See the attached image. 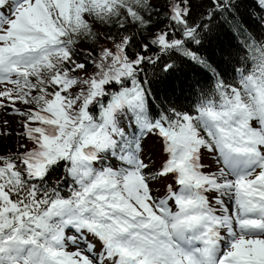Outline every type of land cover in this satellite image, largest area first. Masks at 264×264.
<instances>
[{"label":"snow or ice","instance_id":"6c2138e0","mask_svg":"<svg viewBox=\"0 0 264 264\" xmlns=\"http://www.w3.org/2000/svg\"><path fill=\"white\" fill-rule=\"evenodd\" d=\"M231 6L212 0L209 19ZM154 10L152 0H0V110L22 118L15 135L32 144L14 151L0 124V264H264V37L245 33L233 85L188 47L209 27L189 22L191 0H168L169 24L130 53L127 30L146 31ZM97 25L127 33L98 59L77 48L100 38ZM173 53L211 73L195 114L156 110L140 75ZM90 63L91 76L77 75ZM149 134L167 154L156 173L142 158ZM61 167L66 195L49 186ZM169 175L176 188L157 196L152 182Z\"/></svg>","mask_w":264,"mask_h":264},{"label":"trees","instance_id":"16d2710c","mask_svg":"<svg viewBox=\"0 0 264 264\" xmlns=\"http://www.w3.org/2000/svg\"><path fill=\"white\" fill-rule=\"evenodd\" d=\"M154 11L151 13L152 25L146 30L138 32L135 28H129L127 33L135 34L132 46L129 48L130 53L140 51V45L148 43L152 34L159 28H164L169 24L165 17L168 11V0H152ZM192 14L190 23L195 25L207 24L209 27L205 31L201 29L204 36L203 43L196 45L193 42L188 43L194 51L209 57L211 62L217 67V71L223 74L224 80L229 84H235L239 78V73L234 69L241 67L237 63V54L243 57L246 48L245 33H251L257 40L264 37V3L261 0H233V6L227 11L220 12L214 10V15L209 19L208 12L212 10V0H191ZM157 12L159 15H157ZM242 29V30H241ZM94 30L98 33L99 39L93 43L90 40H81L77 48L82 52H92L94 58L98 59L99 52L104 48H113L115 43L119 42V37L127 33H118L115 26L107 27L97 25ZM108 35L116 37V40L106 39ZM177 38L180 34L176 33ZM152 51L148 55H153L156 46L152 45ZM83 60L85 57L80 56ZM167 61L176 65L175 69L170 73L161 71L162 64ZM250 63V62H249ZM95 71L94 66L90 63L86 71H82V78H88ZM141 77L150 83L145 86L151 91V99L154 108L159 111L175 108L178 111H192L194 113V105L198 102L202 90L211 87L212 76L203 68L191 62L180 53H173L171 56H164L157 64H147L141 72ZM118 86L112 90H116ZM79 91V87H74L73 92ZM94 113L98 115V107L94 109ZM125 123H127L125 121ZM128 132H136L140 134L138 129L128 127ZM27 145L32 147L31 142L27 141ZM160 142L154 134H149L143 141V148L150 150L151 164L156 169L160 162L163 161L165 154L161 152ZM170 176V175H169ZM65 173L63 168L56 172L49 179V186H55L60 182L62 194H68L71 185L70 178L64 183ZM160 188L167 182L172 183L171 177H158ZM162 178V179H161Z\"/></svg>","mask_w":264,"mask_h":264},{"label":"rangeland","instance_id":"374dc122","mask_svg":"<svg viewBox=\"0 0 264 264\" xmlns=\"http://www.w3.org/2000/svg\"><path fill=\"white\" fill-rule=\"evenodd\" d=\"M4 11L7 12L8 9L5 8ZM78 74L81 76L82 75V71L78 72ZM72 91H73V89H72ZM20 106L22 107V105H20ZM7 112H8V109L0 110V124H2L5 119H7L9 121L8 127H9V129L12 130V132L14 134L10 138H4V144L5 145H11L12 149L15 151L16 150V145H17L18 142L26 144L27 140L20 141L19 137L15 135V133L21 131L22 118L19 117V116H15V115H6ZM159 142H160V140H159ZM159 145H160V149H161V142H160ZM27 146L29 148L31 147L29 145H27ZM164 154H165V157H164L163 161L167 157V154L166 153H164ZM142 158H144L146 162H149V160L151 159L150 150L149 149H145L144 148L143 157ZM215 160H216V157L213 154L209 153L206 149H202V162L204 164V170L205 171H216L220 167V165L215 163ZM162 162H160L158 164L159 166L156 169H154L152 167L151 170H152L153 173H156L160 169ZM168 177H171V180H172L171 184H173V188L175 189L176 185L173 183V177L172 176H168ZM158 181H159V178L157 177V179L152 182V188H153V190H154V192H155V194L157 196H163L164 194H166V185H168L170 183L167 182L166 185H163V187L160 188V186L158 184ZM214 195L215 194H210V198L212 196H214ZM66 235L71 236V235H74V233H73V231L71 229H68V230H66ZM74 248H75V246L69 245V249L70 250H74Z\"/></svg>","mask_w":264,"mask_h":264}]
</instances>
